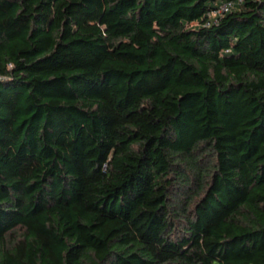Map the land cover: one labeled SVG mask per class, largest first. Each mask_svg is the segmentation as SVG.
Instances as JSON below:
<instances>
[{
    "label": "trees",
    "instance_id": "obj_1",
    "mask_svg": "<svg viewBox=\"0 0 264 264\" xmlns=\"http://www.w3.org/2000/svg\"><path fill=\"white\" fill-rule=\"evenodd\" d=\"M0 264H264V0H0Z\"/></svg>",
    "mask_w": 264,
    "mask_h": 264
},
{
    "label": "built area",
    "instance_id": "obj_2",
    "mask_svg": "<svg viewBox=\"0 0 264 264\" xmlns=\"http://www.w3.org/2000/svg\"><path fill=\"white\" fill-rule=\"evenodd\" d=\"M231 6H232V3H224L217 10L212 11L211 16L216 17L218 15H222L228 12Z\"/></svg>",
    "mask_w": 264,
    "mask_h": 264
}]
</instances>
